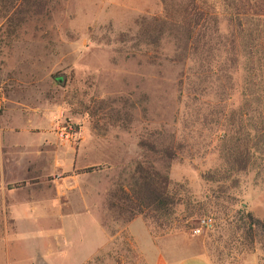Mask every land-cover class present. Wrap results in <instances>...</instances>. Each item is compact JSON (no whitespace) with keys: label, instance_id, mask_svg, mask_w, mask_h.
Returning a JSON list of instances; mask_svg holds the SVG:
<instances>
[{"label":"rangeland","instance_id":"374dc122","mask_svg":"<svg viewBox=\"0 0 264 264\" xmlns=\"http://www.w3.org/2000/svg\"><path fill=\"white\" fill-rule=\"evenodd\" d=\"M234 5L0 0V127L14 133L31 120L45 122L59 152L58 166H37L16 189L31 206L28 225L48 227L3 228L12 219L0 213V264H148L128 228L134 219L144 222L156 246L168 241L181 255L201 254L210 264H264V253L243 250L241 232L234 231L238 210L264 221V176L252 169L229 179L221 174V124L240 110L251 68L247 51L255 45L254 69L264 56V41L249 40L264 39V18L236 16ZM218 69L232 74L222 81V94ZM221 109L224 117L215 113ZM24 141L16 150L26 160ZM139 165L168 179L176 205L127 221L129 205L121 198L132 195ZM88 167L94 169L83 172ZM211 172L214 180L207 179ZM6 184L13 182L0 180V202ZM84 201L106 235L86 263L104 239L93 214L70 213ZM203 218L213 226L194 234ZM137 225L132 231L140 236Z\"/></svg>","mask_w":264,"mask_h":264},{"label":"trees","instance_id":"16d2710c","mask_svg":"<svg viewBox=\"0 0 264 264\" xmlns=\"http://www.w3.org/2000/svg\"><path fill=\"white\" fill-rule=\"evenodd\" d=\"M233 1L235 5L232 9L234 10L233 14L236 16L244 14L251 16V18H264V0ZM239 25L241 26L240 22ZM261 32L264 33L263 30ZM249 40L255 42V44L259 40L260 44L264 41L260 35H257L255 38L250 37ZM229 43L231 46L234 45L236 39L231 40ZM252 48H249L247 51L251 68L247 70L248 75L244 79L241 94L243 101L240 110L232 111L226 116V124H221L220 131L224 134L223 144L221 146L224 161V169L221 173L222 179H229L233 174L245 172L250 169L254 170L257 176H264V56L258 58L257 69H254V52ZM262 51L264 53V46ZM260 61L263 62L260 63ZM231 63L233 64L232 69L236 72L237 60L233 58L231 59ZM224 70L218 69L215 72L221 74L218 79V88L221 94L225 91L226 87L222 81H226L227 78L232 79V74L226 76L223 73ZM211 71L209 68L205 70V73L208 74ZM222 111L223 109L221 111L217 110L215 113L224 117V111ZM244 120L247 123L243 125ZM93 169L94 167H88L83 169V172H90ZM148 169L150 171L141 165L137 166L135 173L138 176L134 178L132 195L129 196L126 194L121 198L128 202L129 205V208L125 211L129 216L127 221H130L137 215H141L146 219L148 216L153 217L154 212H158L159 215L170 213L171 208L176 205L173 195L171 196L168 192V179L162 177L152 167ZM214 176L215 174L212 172L208 173L207 179L214 180ZM22 184L16 183L9 187L16 188L22 186ZM235 217L237 222L234 226V231L241 232L243 241L240 244L245 248L243 250L255 251L258 249L264 253V221L255 218L250 212L241 210L236 212Z\"/></svg>","mask_w":264,"mask_h":264},{"label":"crops","instance_id":"0c3cea01","mask_svg":"<svg viewBox=\"0 0 264 264\" xmlns=\"http://www.w3.org/2000/svg\"><path fill=\"white\" fill-rule=\"evenodd\" d=\"M4 135L6 136L5 139L3 138ZM23 136L27 139V141H24L23 145L27 147L28 153L30 154L26 160L18 157L19 151L16 150L18 149L17 145L22 144L20 140ZM56 142V137L45 122L41 125H36V121L31 120L24 129L16 132L14 131V133L12 130L9 131L6 128L0 127V180L2 182H13V184L22 183L28 181L26 177L27 174L33 177L35 173L39 172V169L36 168L37 166H58L59 152L56 147ZM44 148L46 151L50 152L48 155H44ZM72 165L73 164H71V166ZM23 166H25L24 169ZM9 186L10 185H8L7 188L6 184V188L1 191L3 199L0 202V213L9 215L12 220L9 222L4 221L3 224L5 225L3 228H7L6 224H11L9 228L18 230L33 229L32 226L34 224L41 226L40 228L48 227L47 224H42L41 222H33L31 225H28L26 216L28 213H32V211L28 209L31 206L26 201L24 193L23 196H21L22 194L16 190L23 185L16 188H10ZM83 203V208H77V206L74 208V205H72V211L70 213H90L96 217V214L86 206L85 201ZM36 210L37 209H34V213H36ZM135 222L138 223L137 226L142 232L139 233L140 236H136L132 231V224ZM96 223L99 232L103 234L102 237L104 240L101 241L96 250L83 260L82 263H86L90 257L98 253L106 243L105 231L97 217ZM128 228L144 260L148 264H210L205 256L201 254L181 255V250L171 247L168 241H166V243L164 240L161 245L156 246L148 234L144 222L140 219L132 220Z\"/></svg>","mask_w":264,"mask_h":264},{"label":"built area","instance_id":"2783aa9c","mask_svg":"<svg viewBox=\"0 0 264 264\" xmlns=\"http://www.w3.org/2000/svg\"><path fill=\"white\" fill-rule=\"evenodd\" d=\"M212 227V223L208 219H200L197 226L193 229L194 234H199L202 229H210Z\"/></svg>","mask_w":264,"mask_h":264},{"label":"water","instance_id":"95a60500","mask_svg":"<svg viewBox=\"0 0 264 264\" xmlns=\"http://www.w3.org/2000/svg\"><path fill=\"white\" fill-rule=\"evenodd\" d=\"M58 81H61L62 79L61 78H57ZM40 264H45V263H40Z\"/></svg>","mask_w":264,"mask_h":264}]
</instances>
